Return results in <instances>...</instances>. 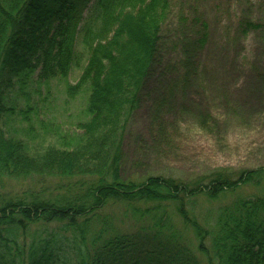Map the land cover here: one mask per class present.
<instances>
[{
	"label": "trees",
	"instance_id": "1",
	"mask_svg": "<svg viewBox=\"0 0 264 264\" xmlns=\"http://www.w3.org/2000/svg\"><path fill=\"white\" fill-rule=\"evenodd\" d=\"M171 1L0 0V184L30 178L45 188L0 195V264H204L191 244L205 264H264L263 192L238 195L207 217L188 208L200 194L215 200L259 187L264 166L191 179L123 175V142L146 94ZM79 34L88 55L67 91L88 92V118L64 147L50 143L32 153L4 127L12 112L7 99L32 72L44 82L66 78L79 66ZM193 69L186 67L187 76ZM115 204L126 208L133 229L108 212Z\"/></svg>",
	"mask_w": 264,
	"mask_h": 264
},
{
	"label": "rangeland",
	"instance_id": "2",
	"mask_svg": "<svg viewBox=\"0 0 264 264\" xmlns=\"http://www.w3.org/2000/svg\"><path fill=\"white\" fill-rule=\"evenodd\" d=\"M202 22L207 24V41L200 46ZM81 35L79 66L66 78L44 82L32 72L7 99L12 112L3 118L4 127L26 139L32 153L50 143L64 147V138L88 118V92L67 91L78 82L88 55ZM186 67H193V74L187 76ZM145 91L123 142V175L191 179L264 166V0H172ZM42 189L38 179H10L0 184V195ZM260 192L264 182L215 200L200 194L188 208L207 217L238 195ZM108 212L123 220L118 221L120 227L133 229L124 206L115 204ZM186 233L191 238L190 231Z\"/></svg>",
	"mask_w": 264,
	"mask_h": 264
}]
</instances>
